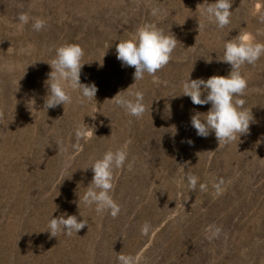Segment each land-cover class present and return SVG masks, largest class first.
Listing matches in <instances>:
<instances>
[{
    "label": "rangeland",
    "instance_id": "374dc122",
    "mask_svg": "<svg viewBox=\"0 0 264 264\" xmlns=\"http://www.w3.org/2000/svg\"><path fill=\"white\" fill-rule=\"evenodd\" d=\"M205 2L0 0V264H119L120 254L140 256V264H264V56L241 69L248 87L238 98L254 121L236 141L198 136L191 117L211 105L182 94L189 72L190 79L228 75L229 40L251 33L264 42V0H233L223 29L207 18ZM152 7L162 12L153 17ZM21 13L29 14L27 24ZM35 18L46 21L39 32ZM145 22L178 42L168 65L135 82V68L122 66L116 44ZM68 43L84 49L80 81L95 83V101L81 103L79 91L68 89L71 104L45 110L49 64ZM137 90L147 105L139 119L113 99ZM82 119L94 135L77 140ZM124 145L134 164L114 171L121 211L113 218L81 198L94 175L89 166ZM192 174L199 177L195 191ZM62 213L84 217L88 226L52 237L50 219ZM210 226L221 227L218 238H209Z\"/></svg>",
    "mask_w": 264,
    "mask_h": 264
},
{
    "label": "clouds",
    "instance_id": "9594fccd",
    "mask_svg": "<svg viewBox=\"0 0 264 264\" xmlns=\"http://www.w3.org/2000/svg\"><path fill=\"white\" fill-rule=\"evenodd\" d=\"M232 2L233 0H215L214 3H207L206 0L204 13L217 27L223 29L230 23ZM161 12L160 7H152L150 15L156 17ZM18 19L27 24L30 16L28 13H21ZM261 22H264V17L261 18ZM45 26L46 21L43 18H35L33 23L35 31L39 32ZM177 42L172 33L167 35L156 23L145 22L137 29L134 36L116 44V58L121 61L122 66L135 68L133 77L137 82L144 79L145 73L154 76L168 65ZM84 55V49L76 43L64 44L56 50V56L49 64L52 71L47 81L49 94L44 104L45 110L71 104L72 95L68 89L79 91L81 103L84 100L95 101L98 87L95 83L84 84L80 81L85 64L82 63ZM261 56H264V42H256L251 33H245L229 40L224 46L223 61L231 66V71L227 76L213 75L206 80L203 78L190 79V72L188 73L187 79L182 84V94L190 97L194 105H211L207 113L196 112L191 117V125L198 136L207 138L210 133L214 132L218 144L221 145L236 141L241 135L249 133L254 116L252 108L245 107L246 100L238 98L246 95L248 87L247 76L242 73L241 69L245 64L254 65ZM207 62L211 63V58ZM205 91L207 94L203 95ZM113 99L117 107L138 119L142 118L147 111L143 91L128 92L126 95L118 93ZM86 135L91 138L94 135V129L92 128L89 132L88 125L82 119L75 132V137L80 140ZM187 143L192 144V141L189 139ZM128 155L127 145H124L114 151L108 150L89 166L94 175L81 198L86 206L94 205L97 213L108 211L113 218L119 215L120 205L112 195L115 188L114 171L125 165L129 170L132 169L134 161H128ZM187 181L189 190L195 191L199 177L192 174L187 176ZM223 184V179L214 183L213 186L217 193L222 192ZM206 189L207 185L200 184L202 192ZM57 207L55 206V210ZM85 226H88L86 218L78 220L76 215L62 213L50 219L47 231L52 237H57L58 234L71 236L74 233L77 234ZM150 231L151 225L145 222L141 228V234L147 236ZM210 231V239L218 238L222 229L219 226H210ZM140 260V256L130 254L118 256L119 264H140Z\"/></svg>",
    "mask_w": 264,
    "mask_h": 264
}]
</instances>
